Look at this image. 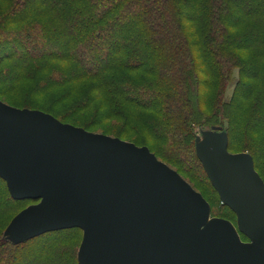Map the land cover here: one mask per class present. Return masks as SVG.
<instances>
[{"label":"trees","instance_id":"obj_1","mask_svg":"<svg viewBox=\"0 0 264 264\" xmlns=\"http://www.w3.org/2000/svg\"><path fill=\"white\" fill-rule=\"evenodd\" d=\"M86 79L94 92L59 110L74 88L59 90ZM8 93L19 98L12 106L89 131L123 121L114 137L146 145L212 214L235 221L196 155L195 130L225 128L228 151L248 152L264 180V0H0V99ZM97 99L106 111L93 122H69ZM36 201L13 199L0 177V264H79L78 227L16 244L2 236Z\"/></svg>","mask_w":264,"mask_h":264},{"label":"water","instance_id":"obj_2","mask_svg":"<svg viewBox=\"0 0 264 264\" xmlns=\"http://www.w3.org/2000/svg\"><path fill=\"white\" fill-rule=\"evenodd\" d=\"M227 145L213 128L195 150L236 226L211 216L202 194L146 145L0 99V177L13 199L37 200L3 237L16 244L78 227L79 264H264V180L248 152Z\"/></svg>","mask_w":264,"mask_h":264},{"label":"rangeland","instance_id":"obj_3","mask_svg":"<svg viewBox=\"0 0 264 264\" xmlns=\"http://www.w3.org/2000/svg\"><path fill=\"white\" fill-rule=\"evenodd\" d=\"M240 7L242 8V7H244V5H240ZM236 73H237V71H236V69H234L232 77L236 76ZM94 83H95L94 79H86V80L80 82L79 85H66L65 87L60 89L59 91L64 92V91L68 90L69 88H74V98H72L71 100H66V102L63 104V108L58 107L59 110H62V109H64V107L72 104L73 100L75 98H79V99L83 98L85 92H87V91L88 92L89 91L94 92V89H92V87L94 86L93 85ZM233 85L234 84L232 81L231 82L229 81L226 83V85H225L226 88H225L224 93H223V97L225 99L229 98V96L231 95ZM23 87H25V86H23ZM82 90L84 91V93L80 94L79 91H82ZM59 91H57L55 95H58ZM1 98H2V101L4 100V102H8L9 104H12V105L19 102L18 96L14 93L2 94ZM46 104H49L48 100H47ZM104 111H106V108L102 104L101 100L97 99V101L92 103L90 107L78 111L74 118L69 119V122L76 124V125H88V124H90V122H93L98 116H100V114H102ZM65 123H67V122H65ZM122 123H123V121L116 120V119H102L100 123L97 122L94 125L95 127L92 129V132L103 133V134L107 133V134H110V136H113V135L118 133L119 127L122 126ZM213 128L220 129L227 134L225 128L220 127V126L196 127L195 139H194L195 143H196V137L201 138L203 132L210 131ZM132 136L133 135H130L129 133H125V138H127L129 140L132 139ZM149 143H151V141H149ZM149 143H147V144H149ZM210 208H211V206H210ZM211 216L220 217L218 215L212 214V212H211ZM222 218H224V217H222ZM230 221L236 226V218H235V221H232V220H230ZM5 228H4V230H5ZM4 230L2 231V236H3ZM80 242H81V240H80Z\"/></svg>","mask_w":264,"mask_h":264}]
</instances>
